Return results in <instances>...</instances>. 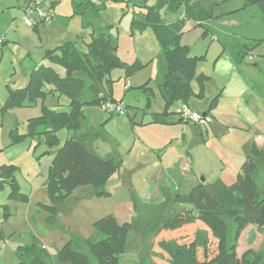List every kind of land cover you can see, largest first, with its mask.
I'll return each instance as SVG.
<instances>
[{
    "label": "rangeland",
    "instance_id": "1",
    "mask_svg": "<svg viewBox=\"0 0 264 264\" xmlns=\"http://www.w3.org/2000/svg\"><path fill=\"white\" fill-rule=\"evenodd\" d=\"M3 1L13 4L0 13V32L3 36L0 35L8 41L7 46L0 48V166L16 167L14 181L17 189L29 197L27 202L8 199L11 189L9 183L0 188V206L7 205L10 211V215L4 220L0 213V229L4 235L0 240V264H16L17 246L29 243L32 235L45 236L52 228L47 222L48 214L40 210L37 204L50 203L46 188L49 163L72 133L65 128L58 129V143L52 148H48L37 134L28 133V120L40 116L42 106L56 112H68L70 109L69 99L63 94L50 92V84L44 85L46 94L43 100L39 101L41 105L38 115L27 119L29 116L26 118L23 111L16 114L18 109L1 111L9 89L20 88L26 84L29 70L40 59L38 50L46 42L43 34L38 35L37 31L20 20L23 12L16 6L23 5V0ZM142 3L143 0H107L101 10L88 8L85 23L80 15L73 14L72 0H56L54 15L57 29L60 30L57 38H61L63 42L69 41L67 37L70 40H78V45L84 48L94 29L108 25L111 26V35L114 30L112 36L116 40V55L120 60L132 63L127 60L133 61L131 59H134L137 50L141 52L144 47L148 48L147 53L153 48L160 54V44L152 29L148 28L141 34L138 31L132 32L129 25V32L124 30L126 16L142 11ZM153 3L154 0H148V4ZM242 6V0H228L224 3L222 12L215 6L213 16L203 26L208 29L205 36H201L202 27H194L193 20H185L183 41L190 45L189 56H204L197 63L196 75L203 73L209 77L203 84V99L197 96V81L192 82L193 94L189 96L188 108L195 111L194 105L208 104L221 90V95L210 113L217 112L247 121L251 125L250 132L223 128L209 113L211 121L204 127L186 120L180 125L168 126L170 129L167 130H172L178 136L184 133L186 146L180 147L175 141L173 148L167 147L164 151H159L158 155L138 147L142 146L138 145L140 139H136V133L140 131L133 123L140 124L142 117L144 121L149 118L151 109L146 110L149 104L141 87L146 85L156 92L154 72L158 65L157 56L131 75L132 78L129 77L132 86L124 99L128 106L127 114H114L110 117L101 105H89L84 108L89 124L97 130V136L91 142L93 150L100 156L122 157L120 171L114 174V178L118 177V174H124L126 180L125 185H117L112 197L97 196L88 185L75 188L66 197L67 212L55 218L56 225L62 227L65 234L82 239L95 238L92 222L112 213L118 219L133 224L128 235L126 251L119 255L118 264H153V257L158 264H169L159 253L154 255L157 250L162 252L156 245L155 229L162 217L183 207L179 203H170L174 194L187 193L193 185L201 182L202 178L212 181L222 176L227 183H231L235 176L231 178L227 172L236 168L238 173L245 159L242 157L243 145L256 141L258 146L264 148V41L252 50L244 63L236 67L232 66L225 51L220 56L223 41L228 37L248 42L264 39V23L260 10L256 6ZM14 13H18L14 15L17 19H13ZM183 14V7L175 13H164L162 10L163 17L168 21ZM106 78L112 81V91L116 90L114 95L122 96L123 70L114 68ZM156 102H161L158 93L156 100H150L152 108ZM35 106L27 108L34 110ZM13 123L14 126L9 128ZM212 124L221 127L217 132H213ZM155 128L148 127L145 130L160 134ZM157 128L165 133V127ZM9 129L14 130L12 136ZM134 142L135 146L131 151ZM185 157L187 158L183 160ZM182 160L188 161L191 170L189 173L183 170L186 168L183 167ZM114 180L108 182L106 191L115 187ZM256 181L261 187V170L256 175ZM226 222L228 232L233 236L234 226L230 220L226 219ZM192 234L182 232L180 238L190 239ZM263 250L264 226H246L237 242L240 260L243 256L252 254L250 252L258 253ZM47 251L50 255L55 253L52 246H48ZM210 251L215 252L214 240H211ZM85 253L88 254L87 251ZM90 260L95 264L93 258L90 257Z\"/></svg>",
    "mask_w": 264,
    "mask_h": 264
},
{
    "label": "trees",
    "instance_id": "2",
    "mask_svg": "<svg viewBox=\"0 0 264 264\" xmlns=\"http://www.w3.org/2000/svg\"><path fill=\"white\" fill-rule=\"evenodd\" d=\"M105 1L72 0L73 14L80 15L86 23L88 8L101 10ZM227 1L211 0L206 6L201 0H154L153 4L143 0V10L133 13L131 31L152 29L161 49L157 84L165 99V109L160 114H153L152 122L172 124L166 119L173 114L169 109L177 101L188 102L193 94L191 84L194 80L198 83L197 96L203 97V84L209 77L203 73L196 75L195 69L204 56H189L188 46L181 43L183 28L188 19L198 21V25L203 27L204 24L199 21L210 19L214 5ZM242 2L243 8L258 7L264 23V0ZM182 7L183 17L167 22L162 16L163 9L167 13H174ZM110 27L105 25L94 29L84 48L78 45V40H69L44 50L41 59L62 67L65 74L60 76L52 68L39 65L30 72L26 86L9 89L1 106L4 112L16 107L34 106L45 97V84L52 85L50 92L63 94L69 99L68 112H56L42 106V114L30 118L27 124L28 133L40 136L48 148L58 143V129L65 128L72 133L53 155L48 167L46 188L50 203L37 204L40 210L48 214L49 224L59 214L67 212L66 197L79 186H91L97 196L108 197L106 184L121 165L120 157L100 156L93 150L91 142L96 138L97 130L89 124L83 111L89 105L100 106L106 101H115L112 81L106 78L111 70L121 68L125 77H129L143 67L137 60L126 63L118 58L116 40L110 33ZM207 30L204 28L203 35L207 34ZM262 41L264 39L248 42L228 37L222 46L232 62L239 65ZM141 88L149 104L152 93L146 85ZM219 95L210 101L204 114L215 107ZM176 121L184 120L179 116ZM13 133L14 130L10 131L11 136ZM15 169L13 165L0 166V188L9 183L8 199L27 202L28 195L20 193L14 181ZM260 170L263 179L261 187L256 181ZM170 203H179L183 207L158 221L156 245L162 252L157 250L154 255L159 253L169 264H264V250L250 252L252 254L243 256L241 260L237 254V242L246 226H264V148L254 141L246 145L245 159L233 183L226 184L220 178L203 180L185 194L176 192ZM0 213L2 220L6 219L10 215L8 206H0ZM226 219L234 226L233 236L228 232ZM92 228L95 238L70 237L53 255L32 235L29 243L17 246L16 264H93L90 257L95 264H118L119 255L126 251L133 224L119 223L110 213L93 221ZM182 232L193 234L190 239L181 240ZM3 237L0 229V240ZM211 240L215 241V252L210 251ZM84 248L89 255L83 251ZM151 260L153 264H158L154 257Z\"/></svg>",
    "mask_w": 264,
    "mask_h": 264
},
{
    "label": "crops",
    "instance_id": "3",
    "mask_svg": "<svg viewBox=\"0 0 264 264\" xmlns=\"http://www.w3.org/2000/svg\"><path fill=\"white\" fill-rule=\"evenodd\" d=\"M49 1L51 2V3H49V5L52 7V18H51V21L50 22H41V21H38V22H36L32 26V28L35 31H37L38 35L41 33V34H43L45 36L46 42H45V45L41 49L38 50V52H39L38 54L40 56V59H39V61L37 63L34 64V67L31 70H29V74H30V72L34 68H36L39 65H42V66H45V67L52 68L57 74H59L60 76H63L65 74V71H64V69L62 67H60L58 65H55V64H52L51 62H49L46 59H41V55L44 52V50L54 48L57 45L63 43V40L61 38H57L58 35H59V31L60 30L57 29V25L58 24H57V21H56V16L54 15V5H55V1L56 0H54V1L49 0ZM202 1L204 2V5L206 4V6H208V3L211 2V0H202ZM52 2H54V3H52ZM11 4H13V2L7 3V2H5L3 0H0V13H3L6 10V8H8L9 6H11ZM16 5H17V3H16ZM223 5L224 4H215L214 7L217 6L220 9V12H222ZM201 6L202 5H200V7ZM16 7L19 9L20 12L22 11V5L21 6L20 5H17ZM214 7H213V9H214ZM213 9H212V12H213ZM199 11H202V10L200 9ZM163 12L164 13H167V12L164 11V9H163ZM212 12H211V14H212ZM161 13H162V11H161ZM17 14L18 13H14L13 14V17H14V15H17ZM200 14L203 15V11L200 12ZM200 14H199V16H200ZM221 14H223V13H221ZM212 16H213V14H212ZM181 17H183V15ZM131 18H132V16L130 14V15H127L126 18H125V20H124V30L127 31V32H129V29L128 28H129V25H130V22H131ZM177 18H180V17H177ZM177 18H175V19H177ZM13 19H17V17H14ZM164 19H165V17H164ZM175 19H171L169 21L166 20V19L165 20L167 22H170V21H173ZM20 20L22 21V18L21 17H20ZM190 20H193L195 22V26L194 27H202L201 25H198V21H196L194 19H190ZM199 22H201L204 25L207 24V20L205 22H203V21H199ZM202 30L204 31V28ZM203 31H202L201 36H205V35H203ZM113 32H114V30H113ZM113 32H112V35H113ZM207 32H208V30H207ZM142 33H145V30L142 31L141 34ZM0 34H1V32H0ZM1 35L3 36V34H1ZM183 36H184V28H183V34H182V37H181V43L183 45L188 46V48H190V45L187 42L183 41ZM67 38H68L67 40H70L69 37H67ZM7 44H8V41L4 37V43H3V45H1L0 48H3L5 46H7ZM147 50H148V48H146V47H144L143 50H141V52L137 50L136 54L134 55V59L133 58L131 59L133 61L127 60V62H134V61L137 60V61L141 62L143 64V66H144V64H147L148 62L155 60L157 56L159 58L160 54L159 53L157 54V52H155V50L153 48L151 49L150 53L149 52L147 53ZM223 51H224V49H222V51L220 53V56H222ZM225 53H226L229 61L231 62L232 66L233 67L238 66V65H235L232 62V60H231L229 54L227 53V51H225ZM157 64H158V60H157ZM29 74H28V77H29ZM133 74H132V76H133ZM154 74H155L154 75V80L156 82L157 90L155 92L153 90V88L149 87V89H150V91L152 93L151 99H154L155 98V100H156V96H157V93H158L159 97L161 98V102H159V103L156 102V105L154 106V108L151 107L152 106V103H151V105L149 103L148 108H146V110L151 109V110H149V113H148L149 118L146 121H144V117H142L141 120H140V124H136V123H133V124H135L136 129H138V131H140L139 133H136L138 135L136 137V139H140L138 145H142V146H138V147H143L146 151H149V153H152V154L153 153H156L158 155L159 151H161V150L164 151L167 147L169 149L170 148H173V145L172 144L175 141L178 142L177 145L180 146V147H183L184 145L186 146V144H185L186 141H185V137H184V133L183 132H182L183 134H181L180 136H178L172 130H167V129H170L168 126H177V125H180L182 123V122H177L176 121L179 118V116H178V110H180L183 106H187L188 107L189 104H188V102L187 103H183L182 101H177V102H175L170 107L169 111L173 112V114H171L170 116L168 115L166 117V119L169 120V121H172V124H162V123L152 122V116H153V114H160L165 109V99L162 96L161 91L159 89V86L157 84V82H158L157 81V79H158V65H156V70H155ZM123 76H124L123 83H122L123 94H122V96L119 95V97H116L114 95V92H116V90L115 91L113 90L112 93H113V96H114L113 98L115 100L113 102L122 103L125 106L126 110H127L128 109V106L124 103V99L128 95L129 90H130V88L132 86L131 83H130V81H129L130 80L129 77L132 78V76L125 77L124 72H123ZM27 82H28V78H27ZM27 82H26V84H27ZM126 83H128V87H126ZM26 84L24 86H26ZM191 86H192V84H191ZM20 88H22V87H20ZM204 90L205 89L203 88V97L200 98V99H203L204 98ZM143 93L145 94V97H146V93L144 91H143ZM219 93L221 95V90L218 91L216 93V95L219 94ZM220 95H219V97H220ZM209 103L208 104L207 103H205V104H202V103L196 104V105H194V107L196 106V108L193 109V110H195L198 113L199 112H203L202 114H204L206 112V110L208 109ZM35 105H36L35 106L36 108L34 110L29 109L27 107H26L27 109L25 107H23V108L21 107V108H14V109H11V110L18 109L16 111V114H17L18 111H23V114H26V118L29 116L27 118V119H29L30 117H32L34 115H38L40 113V105H41V103L38 101ZM22 109H25L26 111L25 110H22ZM31 111H34V112L33 113H30ZM126 114H127V111H126ZM210 114H211L212 118L216 120V121L215 120L214 121L217 124L221 125L223 128L224 127H228V128L230 127L231 129H235V130H238V131L250 132L251 125L247 121H244V120H242L240 118H237V117H228V116L219 114L217 112L210 113ZM223 119L226 120V121H224ZM14 124L15 123H13L12 125H10L9 128H12V126H14ZM221 126H217V125H213L212 124L211 130L213 132H215V131L217 132V129H219ZM148 127H152V128L153 127H156L155 128V131L156 132H159L160 134H158V133H152V132H149V131L145 130ZM157 127H163V128L165 127L164 128L165 129V133L162 130L158 129ZM10 130H12V129H9V131ZM254 142L256 143V141H254ZM246 145H247V143H245L243 145L244 146V149H243L244 152H243L242 157L243 156L245 157V154H246ZM134 146H135V142H134V144L131 147V151L134 149ZM118 157H120V156H118ZM120 158L122 160V157H120ZM186 158L187 157L183 158V160L186 159ZM183 160H182V162H183ZM187 162L188 161H185V162L182 163L183 164V167L186 168V169H183V170H185L186 172L189 173L191 170H190V166L188 165ZM49 165H50V163H49ZM229 170H230V172L228 171L227 172V175H230L231 178L232 177L234 178V176H236V173H237L236 172V168L229 169ZM119 171L120 170H118L117 173ZM114 174H116V173H114ZM114 174L109 178L108 182L111 181V180H113V179H115L114 182H113V185H115V184L116 185H115V187H113V189L111 188V189L107 190V192L109 193V196L108 197H112L115 194L117 185L118 186L125 185L126 176L124 174H118V177L115 176V178H114ZM216 178L222 179L224 181V183H226V184L233 183V181L231 183H227L225 181L224 177H222V176H219V177H216ZM108 182H107L106 186L108 185ZM168 194H170V193H168ZM115 218L117 219V221L119 223L128 222V221H126L124 219L123 220H120L116 216H115ZM51 227L52 228H50L49 232H46L45 233V236H42V237H38L36 235L35 236L40 240V242L43 244V246L45 248H47L48 246H52L54 248V250H56L57 248L61 247L70 237L63 232V228L62 227H59V226L56 225V221H54L51 224ZM94 235L96 237V234H94ZM83 251L86 252L87 249L84 248Z\"/></svg>",
    "mask_w": 264,
    "mask_h": 264
},
{
    "label": "built area",
    "instance_id": "4",
    "mask_svg": "<svg viewBox=\"0 0 264 264\" xmlns=\"http://www.w3.org/2000/svg\"><path fill=\"white\" fill-rule=\"evenodd\" d=\"M22 21L29 27H32L36 22H50L52 18V7L45 0H26L22 5ZM3 37L0 35V47L3 44ZM128 87V83H126ZM102 108L109 115L125 114L126 108L122 103L106 101L102 104ZM178 115L186 121L193 122L199 126H207L211 121V116L208 114H200L192 111L187 106H183L178 110Z\"/></svg>",
    "mask_w": 264,
    "mask_h": 264
},
{
    "label": "water",
    "instance_id": "5",
    "mask_svg": "<svg viewBox=\"0 0 264 264\" xmlns=\"http://www.w3.org/2000/svg\"><path fill=\"white\" fill-rule=\"evenodd\" d=\"M203 180H204V179L202 178V181H203ZM202 181H201V182H202Z\"/></svg>",
    "mask_w": 264,
    "mask_h": 264
}]
</instances>
